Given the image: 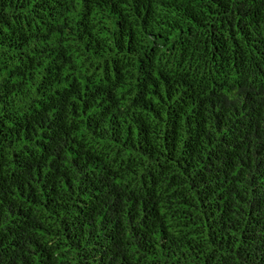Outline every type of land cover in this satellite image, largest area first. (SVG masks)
Here are the masks:
<instances>
[{
    "label": "trees",
    "instance_id": "trees-1",
    "mask_svg": "<svg viewBox=\"0 0 264 264\" xmlns=\"http://www.w3.org/2000/svg\"><path fill=\"white\" fill-rule=\"evenodd\" d=\"M0 264H264V0H0Z\"/></svg>",
    "mask_w": 264,
    "mask_h": 264
}]
</instances>
